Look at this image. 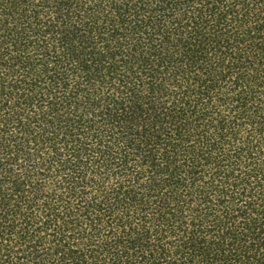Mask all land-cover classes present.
Instances as JSON below:
<instances>
[{
    "label": "trees",
    "instance_id": "16d2710c",
    "mask_svg": "<svg viewBox=\"0 0 264 264\" xmlns=\"http://www.w3.org/2000/svg\"><path fill=\"white\" fill-rule=\"evenodd\" d=\"M0 264H264V0H0Z\"/></svg>",
    "mask_w": 264,
    "mask_h": 264
}]
</instances>
